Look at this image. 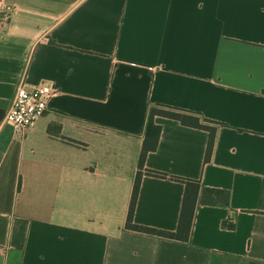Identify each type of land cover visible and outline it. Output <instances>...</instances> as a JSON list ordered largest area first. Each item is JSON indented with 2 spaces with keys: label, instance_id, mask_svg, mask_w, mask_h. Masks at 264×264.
<instances>
[{
  "label": "crops",
  "instance_id": "crops-1",
  "mask_svg": "<svg viewBox=\"0 0 264 264\" xmlns=\"http://www.w3.org/2000/svg\"><path fill=\"white\" fill-rule=\"evenodd\" d=\"M0 264L264 262V0H0ZM46 84L23 135L16 89ZM181 108L207 132L155 116L144 168L229 192L198 203L187 242L124 227L148 109ZM184 186L143 172L133 222L177 227ZM226 224L232 225L230 228Z\"/></svg>",
  "mask_w": 264,
  "mask_h": 264
},
{
  "label": "trees",
  "instance_id": "trees-1",
  "mask_svg": "<svg viewBox=\"0 0 264 264\" xmlns=\"http://www.w3.org/2000/svg\"><path fill=\"white\" fill-rule=\"evenodd\" d=\"M155 116L173 119L178 121L181 125L205 130L208 136L203 159L204 164L209 162L212 153L216 133V126L213 121L202 118L194 112L181 108H174L162 104L150 106L145 123L144 139L138 159V171L134 179L124 227L128 230L139 233L154 235L179 242H187L192 229L196 205L200 203L202 205L210 206H228L229 192L225 189L203 186L198 179L178 177L165 172L144 168L146 155L148 152L156 149L160 135V125L154 123ZM143 172L154 177L170 179L183 184L184 192L181 201V208L177 227L174 231L160 230L138 225L133 222L134 208ZM226 226L230 228L232 225L226 224ZM247 264H264V262L250 260Z\"/></svg>",
  "mask_w": 264,
  "mask_h": 264
},
{
  "label": "built area",
  "instance_id": "built-area-1",
  "mask_svg": "<svg viewBox=\"0 0 264 264\" xmlns=\"http://www.w3.org/2000/svg\"><path fill=\"white\" fill-rule=\"evenodd\" d=\"M12 12V6H3L0 16L6 20ZM51 93L49 86L46 84L28 88L22 83L15 91L4 121L12 127L16 134L23 135L27 130L33 128L43 115Z\"/></svg>",
  "mask_w": 264,
  "mask_h": 264
}]
</instances>
